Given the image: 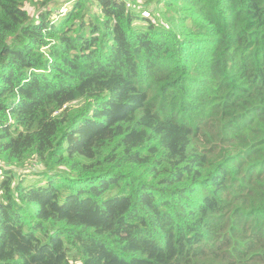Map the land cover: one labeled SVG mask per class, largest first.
<instances>
[{"label":"trees","instance_id":"1","mask_svg":"<svg viewBox=\"0 0 264 264\" xmlns=\"http://www.w3.org/2000/svg\"><path fill=\"white\" fill-rule=\"evenodd\" d=\"M130 1L0 0V264H264V0Z\"/></svg>","mask_w":264,"mask_h":264},{"label":"rangeland","instance_id":"2","mask_svg":"<svg viewBox=\"0 0 264 264\" xmlns=\"http://www.w3.org/2000/svg\"><path fill=\"white\" fill-rule=\"evenodd\" d=\"M71 5H72V3H69V4L64 5V7H62L63 8V11L66 12L67 11V8H70ZM154 8H155L154 5H150L149 8H147L146 6H142V7H140L138 9V11H141L142 10L146 16H149L150 15V12L149 11L152 9L154 14L151 15V17L153 19H156L157 18L158 20H162V17L164 16L163 15V10H160V13H159L158 11H155ZM54 10H55L56 13L61 12V9H59V8H56Z\"/></svg>","mask_w":264,"mask_h":264},{"label":"built area","instance_id":"3","mask_svg":"<svg viewBox=\"0 0 264 264\" xmlns=\"http://www.w3.org/2000/svg\"><path fill=\"white\" fill-rule=\"evenodd\" d=\"M127 7L131 8L132 7V2L130 0H127Z\"/></svg>","mask_w":264,"mask_h":264}]
</instances>
